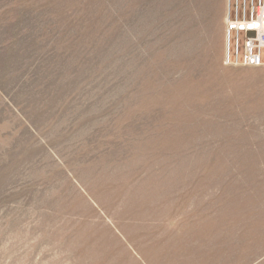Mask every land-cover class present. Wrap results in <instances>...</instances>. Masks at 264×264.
Returning a JSON list of instances; mask_svg holds the SVG:
<instances>
[{"label":"rangeland","instance_id":"1","mask_svg":"<svg viewBox=\"0 0 264 264\" xmlns=\"http://www.w3.org/2000/svg\"><path fill=\"white\" fill-rule=\"evenodd\" d=\"M227 0H0V264H264V66Z\"/></svg>","mask_w":264,"mask_h":264},{"label":"built area","instance_id":"2","mask_svg":"<svg viewBox=\"0 0 264 264\" xmlns=\"http://www.w3.org/2000/svg\"><path fill=\"white\" fill-rule=\"evenodd\" d=\"M227 65L264 66V0H227Z\"/></svg>","mask_w":264,"mask_h":264}]
</instances>
